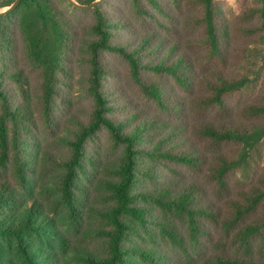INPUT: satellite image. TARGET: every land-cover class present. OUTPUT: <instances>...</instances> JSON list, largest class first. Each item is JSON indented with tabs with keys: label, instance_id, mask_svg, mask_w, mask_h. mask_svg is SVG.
<instances>
[{
	"label": "trees",
	"instance_id": "1",
	"mask_svg": "<svg viewBox=\"0 0 264 264\" xmlns=\"http://www.w3.org/2000/svg\"><path fill=\"white\" fill-rule=\"evenodd\" d=\"M13 1L0 0V8ZM67 1L92 13L89 37L77 36L61 12L59 0H21L14 9L0 15V264H8L2 257L3 241L14 245L22 264H46L38 258L33 241L48 233V216L42 210L43 204L34 197L25 160L19 154L20 118L28 114L25 97L32 88V77L20 54L37 72L33 89L39 114L47 123L58 115L60 84L65 79L81 73L91 100L84 119H69V126H64L69 154L56 160L57 169L61 170L56 188L68 215L75 212L74 187L78 176L86 172L85 156L90 141L103 133L122 150L119 162L111 170L113 178L104 183L112 199L111 205L101 212L109 224L101 231L106 239L104 255H82L84 264H130L133 259L143 264H264V0H257L256 6L250 8L249 24L242 27L243 33L253 36L258 45L255 75L251 78L220 72L215 80L200 83V88L207 92L200 94L199 107L223 115L227 114L228 96L251 87L252 82L257 84L255 98L243 105L240 118L208 120L196 126L197 136L211 145L235 142L241 147L235 157L217 154L212 162L206 160L203 149L192 144L186 143L182 149L164 147L171 127L161 119L141 117L133 110L125 119L117 115L127 108L128 101L117 95L118 74L111 59L123 60L139 91L165 110L166 88L156 78L167 75L181 87L189 88L193 69L190 56L179 50L177 42L168 45V34L162 29L165 23L158 16L172 17L171 11L180 9L183 2L198 7L200 14L196 20L203 26L208 52L220 57L224 34L216 18L214 0H130L142 34L126 42L120 36L129 31V21L115 12L107 13L102 8L104 0L91 8H80ZM75 1L89 4L94 0ZM150 18L158 25L149 26ZM76 53L81 64L73 62ZM156 53L158 58L153 56ZM157 128L165 131V137L153 142L151 134ZM147 142L151 146L146 147ZM259 145L262 165L251 173L243 171L248 180L245 187L225 206L206 200L202 185L194 178L172 182L158 190L137 189L139 163L145 160L173 162L193 172L204 169L218 189H225L230 174L244 166ZM10 171L12 177L8 176ZM151 207L159 211L156 221L150 220ZM176 222L183 224V229ZM136 236L150 245L131 246L129 242ZM155 238L165 248L158 246ZM210 243H214L213 252L204 256ZM73 256L71 253L70 257Z\"/></svg>",
	"mask_w": 264,
	"mask_h": 264
},
{
	"label": "rangeland",
	"instance_id": "2",
	"mask_svg": "<svg viewBox=\"0 0 264 264\" xmlns=\"http://www.w3.org/2000/svg\"><path fill=\"white\" fill-rule=\"evenodd\" d=\"M214 3L216 18L224 34L220 57L210 56L208 52L204 42L203 26L196 20L200 14L198 7L183 2L180 9L171 11L172 17L158 16L165 23V28L162 29L168 34V45L171 41L177 42L179 50L186 51L190 56L193 69V82L189 88L181 87L167 75L156 78L161 79L166 88L165 101L168 105L165 110H160L150 98L139 91L131 80L127 64L123 60L117 57L111 59V65L118 74L116 77L117 95L121 94L128 101L127 108L122 109L117 115L125 119L130 114L129 111L133 110L141 117L149 115L152 118L161 119L171 127L169 137L163 144L164 147L172 146L182 149L186 147V143L192 144L193 147H199L206 152L208 162H212L217 154L235 157L241 151V147L235 142L224 143L220 146L211 145L207 139L197 136L196 126L208 120L224 122L233 117L240 118L243 105L254 100L257 84L252 82L251 87L228 96L227 114L223 115L214 110L199 107L197 101L200 94L207 92L200 88L201 81L215 80V76L220 72L238 76L245 74L252 78L259 65L258 45L253 36L243 33L242 28L249 24L247 14L250 8L256 6L257 0H214ZM4 8L6 6L0 10ZM59 8L76 30L78 37H89L88 26L93 19L91 12L79 10L67 0H59ZM102 8L107 13L115 12L125 16L127 22L129 21V31L125 30V33L120 36L124 42L134 41L136 35L142 34L140 25L137 23L138 18L133 16L130 0H104ZM147 23L149 26L158 25L154 18H150ZM153 56L158 58L159 53ZM20 57L32 77V88L25 97V101L29 104L28 114L20 118L19 154L25 160L34 197L43 204L42 210L48 216L46 228L49 231L43 239L33 241L34 250L38 258H43L46 264H84L81 259L82 255H104L106 239L101 231L108 228L109 224L101 212L112 203V199L104 188V183L107 179L113 178L111 170L119 162L122 150L113 146L109 137L103 133H99L90 141L85 156L86 172L78 176L74 187L75 212L73 215H68L56 188L61 172L57 169L56 160L64 159L69 154L70 148L63 133L64 126H69V119H84L91 107V100L85 88V81L80 77L81 73L71 79H65L60 84L58 115L54 121L47 123L39 114L36 89H33L37 82V72L23 54H20ZM74 57L73 62L81 64L82 60L77 58V53ZM164 132L159 128L154 129L151 134L153 142L165 137ZM144 144L146 147L151 146L150 142ZM262 158V145H259L258 150L251 153L244 166L230 174L227 187L222 190L211 181L204 169L193 172L188 167L173 162L140 161V181L137 189L158 190L169 183L194 178L202 185L206 200L216 203L215 206L217 204L225 206L230 198L237 197L245 187L248 180L244 177L243 171L251 173L253 169H259L262 165ZM10 174L11 171L8 172V176H11ZM149 212L150 220L156 221L160 218L156 208L151 207ZM176 223L183 229V224ZM210 227L215 232L214 227ZM154 242L165 248L164 243L158 239L155 238ZM129 244L131 246L150 245L146 239L137 238V236L132 238ZM213 246L214 243H210L204 256L207 252L212 254ZM225 246L227 249L230 248L229 243ZM2 248V257L7 260L8 264H22L12 243L3 241ZM71 253H74L73 257H70ZM130 264L143 263L133 259Z\"/></svg>",
	"mask_w": 264,
	"mask_h": 264
},
{
	"label": "water",
	"instance_id": "3",
	"mask_svg": "<svg viewBox=\"0 0 264 264\" xmlns=\"http://www.w3.org/2000/svg\"><path fill=\"white\" fill-rule=\"evenodd\" d=\"M20 1L21 0H14L10 5L6 6V8L0 10V15H3L9 12L10 10L14 9L19 4ZM69 1L80 8H91L99 4L102 0H94L89 4H79L75 0H69Z\"/></svg>",
	"mask_w": 264,
	"mask_h": 264
}]
</instances>
